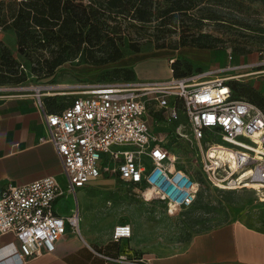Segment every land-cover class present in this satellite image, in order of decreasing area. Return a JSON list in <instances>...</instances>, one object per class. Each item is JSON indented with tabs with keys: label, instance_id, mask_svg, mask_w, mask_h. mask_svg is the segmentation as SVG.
Returning a JSON list of instances; mask_svg holds the SVG:
<instances>
[{
	"label": "built area",
	"instance_id": "built-area-1",
	"mask_svg": "<svg viewBox=\"0 0 264 264\" xmlns=\"http://www.w3.org/2000/svg\"><path fill=\"white\" fill-rule=\"evenodd\" d=\"M213 74L215 69L165 80L86 82L62 111H44L47 135L41 141L53 145L66 183L49 176L0 189V236L16 237L19 262L54 252L70 229L81 233L78 205L61 215L56 202L77 196L103 176L117 175L143 199L164 202L169 214L172 207L177 214L195 203L201 183L168 139L152 132L153 112H161L168 122L187 118L191 131L179 135L194 148L212 186L252 188L254 183L257 199L264 203V108L234 97L225 78L208 79ZM35 94L43 108L42 89ZM132 235V225L119 224L113 239Z\"/></svg>",
	"mask_w": 264,
	"mask_h": 264
},
{
	"label": "rangeland",
	"instance_id": "rangeland-1",
	"mask_svg": "<svg viewBox=\"0 0 264 264\" xmlns=\"http://www.w3.org/2000/svg\"><path fill=\"white\" fill-rule=\"evenodd\" d=\"M191 15L188 18L181 16L180 20H187L179 21L175 29L167 27L171 30L165 34L156 31L159 21H153L140 40L141 52H130L117 63L85 66L78 70L76 61L62 65L50 77L39 78L27 71L25 82L2 86L20 87L32 92L42 89L44 98L59 96V105L65 106L82 90L78 86L83 83L121 80L113 79L110 74L118 65L137 70L138 77L134 80L176 77L173 72L164 70L165 65L162 63L166 61L171 68L170 62L176 58L191 64V74L215 69L216 74L208 79L219 76L225 78L227 83L238 81L264 96V0H197ZM186 28L195 35L210 34L216 39V46L175 50ZM132 33V37H138ZM0 39L17 54V39L13 31L0 30ZM163 43L166 47L159 48ZM181 49L182 55L179 52ZM150 125L153 133L168 139L169 147L184 159L183 165L201 183L197 200L177 214L172 207L169 214L164 202L143 199L134 185L118 176L109 179L103 176L96 184H91L72 197L76 206L78 204L81 207L82 224L87 223L101 238L107 239L110 235L113 238L115 227L128 223L133 227V235L125 242L127 249L133 250L136 255L144 252L161 255L173 246L189 241L194 234L227 222L234 206L250 201L259 202L253 188L220 189L212 186L203 176L194 148L186 138L180 136L191 131L185 116L180 122H168L161 112H153L150 113Z\"/></svg>",
	"mask_w": 264,
	"mask_h": 264
},
{
	"label": "trees",
	"instance_id": "trees-1",
	"mask_svg": "<svg viewBox=\"0 0 264 264\" xmlns=\"http://www.w3.org/2000/svg\"><path fill=\"white\" fill-rule=\"evenodd\" d=\"M165 3V4H164ZM197 0H0V30L13 31L17 54L0 39V86L19 85L27 71L50 77L66 63L104 66L141 52V39L153 21L158 33L177 28L181 16L191 17ZM188 18V17H187ZM215 19V18H212ZM138 37H132L133 33ZM175 47L214 48L208 33L193 34L188 28ZM165 43L159 48H165ZM176 77L191 75V64L183 59L170 62ZM113 79L134 80L130 67H114ZM193 74V73H192ZM236 98L248 99L264 108V96L254 88L230 81ZM59 96L44 99L49 112H59Z\"/></svg>",
	"mask_w": 264,
	"mask_h": 264
},
{
	"label": "crops",
	"instance_id": "crops-1",
	"mask_svg": "<svg viewBox=\"0 0 264 264\" xmlns=\"http://www.w3.org/2000/svg\"><path fill=\"white\" fill-rule=\"evenodd\" d=\"M182 50H179L180 55ZM162 63L164 70L172 73L167 62ZM85 66L98 67L76 65L78 70ZM24 90L0 86V189L8 184L21 186L49 176H55L64 185L66 176L53 145L41 141V137L47 135L46 101L42 108L35 92ZM110 177L117 175L107 178ZM97 182L92 181L82 189ZM72 197L57 200L59 214L69 215L77 207ZM259 202L234 206L227 222L196 233L189 241L161 255L148 252L136 255L125 245L131 238L115 241L110 235L103 239L81 221V233L70 229L57 241L54 252L25 262L17 259L16 237L0 236V264H264V203Z\"/></svg>",
	"mask_w": 264,
	"mask_h": 264
},
{
	"label": "bare ground",
	"instance_id": "bare-ground-1",
	"mask_svg": "<svg viewBox=\"0 0 264 264\" xmlns=\"http://www.w3.org/2000/svg\"><path fill=\"white\" fill-rule=\"evenodd\" d=\"M247 175H249V173H247V174H244V176L242 177V179L244 180L246 177H247ZM250 187H256V184H254V183H252V184H250Z\"/></svg>",
	"mask_w": 264,
	"mask_h": 264
}]
</instances>
